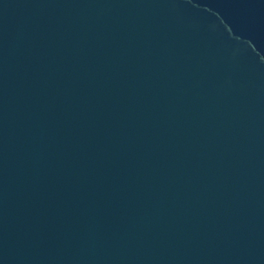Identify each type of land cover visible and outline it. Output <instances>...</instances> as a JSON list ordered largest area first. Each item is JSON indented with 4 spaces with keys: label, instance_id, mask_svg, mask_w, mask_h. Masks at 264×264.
<instances>
[{
    "label": "water",
    "instance_id": "95a60500",
    "mask_svg": "<svg viewBox=\"0 0 264 264\" xmlns=\"http://www.w3.org/2000/svg\"><path fill=\"white\" fill-rule=\"evenodd\" d=\"M0 264H264V0H0Z\"/></svg>",
    "mask_w": 264,
    "mask_h": 264
}]
</instances>
